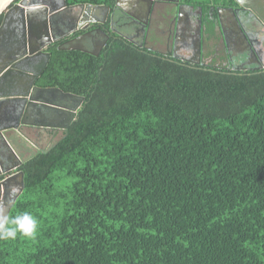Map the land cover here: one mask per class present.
I'll use <instances>...</instances> for the list:
<instances>
[{"label":"trees","instance_id":"16d2710c","mask_svg":"<svg viewBox=\"0 0 264 264\" xmlns=\"http://www.w3.org/2000/svg\"><path fill=\"white\" fill-rule=\"evenodd\" d=\"M108 35L99 55L49 49L37 85L84 101L20 164L8 216L30 212L39 228L0 241V264H264V67L221 70Z\"/></svg>","mask_w":264,"mask_h":264},{"label":"water","instance_id":"95a60500","mask_svg":"<svg viewBox=\"0 0 264 264\" xmlns=\"http://www.w3.org/2000/svg\"><path fill=\"white\" fill-rule=\"evenodd\" d=\"M16 1L0 0V18L2 17L0 24V138L5 141L10 150L9 155L3 154L0 157V164L9 163L10 154L20 160L3 135L4 131L14 130L22 140L27 141L26 136L19 131L20 123L29 126L68 129L84 101V97L65 93L60 89L53 90L60 92L63 96L79 99V105L74 108L59 106L43 102L42 99L31 96L32 88L44 72L51 57L50 53L45 51L48 44L67 38L77 30L88 29L91 24L106 23L109 16L113 18L118 10L124 11V5L132 7L138 13L142 10L145 11L147 8L146 15L148 17L141 22L146 25L148 24L147 19H149L150 10L157 0H114L113 6L106 3L83 2L81 0H21L19 3L13 4ZM172 2L181 6L185 1L181 3V0H172ZM185 4L192 8L195 7L194 4L188 2H185ZM198 6L199 8L204 7V5ZM208 6L211 7L212 14L205 18L204 23L207 26L215 22L214 25L218 28L219 36L225 35L222 25L224 16H230L238 27L242 21L246 22L254 18L264 24V0H233L232 5ZM70 9H77V11H74L71 19H64L63 13ZM100 11L103 16L99 15ZM128 11L126 9L124 12L139 21ZM84 24L86 27L83 26ZM48 31L49 34L51 32V37L47 35ZM58 32L62 34L60 37H56ZM102 33L106 38L109 37L108 33L104 31ZM42 34L53 40H42L45 37ZM198 36L197 51L200 54L202 52H212L215 37H209L206 40L207 37H202L201 30ZM231 37H234V35L231 34ZM221 38L227 43L226 37ZM39 58L43 60L34 68ZM24 84L29 85L26 93L14 91L18 86ZM37 119H39V122ZM15 120L17 121L16 124L12 123ZM22 162L20 160L18 164ZM18 164L9 169H16L15 167ZM16 178H20L21 189L14 198L12 205L23 191L24 173L20 171L0 180V193H2L5 191L7 184Z\"/></svg>","mask_w":264,"mask_h":264},{"label":"flooded vegetation","instance_id":"af4514ba","mask_svg":"<svg viewBox=\"0 0 264 264\" xmlns=\"http://www.w3.org/2000/svg\"><path fill=\"white\" fill-rule=\"evenodd\" d=\"M20 1L21 0H17L13 4H17ZM181 3L183 2L181 1ZM166 4L172 5L176 3L172 2V0H157L156 3H154L153 8L150 10L149 19H147L148 24L146 25L140 22L145 21V19L148 17L146 15L147 8L145 9V11L142 10L141 12L138 13L134 9H132V7L123 4L124 11L126 9L129 10L128 11L129 14L136 17L139 21L133 19L126 12L120 10V13L123 15V17L128 18L135 25L136 24L140 25L139 27L134 26L136 28L135 33L133 34L134 37L131 36L126 38L129 39L130 41L135 42L138 45H142L148 49L157 51L167 57H173V58L180 57L177 59L193 64L210 66L221 70L225 69L231 71L233 70L246 71L255 68L259 69V67L264 66V24L259 22L257 19L254 18L246 22L242 21V23H240L238 27L237 24H234L233 22L234 20L230 18V16L223 15L224 20L222 25L224 28L225 35L219 36L217 39V36L214 34L213 36L215 37L214 38L215 44L213 45L212 52H202L200 54L199 51H197L198 38L195 37V35L199 34V31L201 30L202 37H204L205 35L204 30H207V28L209 29L213 28V32L215 31L216 29L215 25L211 26L212 25L211 24L206 26L205 24H203L205 22V18H208V15L211 12L207 11V13L206 12L204 13V10L202 9L201 10L194 8L191 9L189 6L187 7L182 4L180 8V6L178 5L179 10H176L177 12L176 15L172 14L170 26L164 27V29L159 31L158 27L157 26L155 27L156 15L161 11L163 12L164 10L158 8V6L160 5L165 6ZM74 11H77V9L66 10L63 13L64 19H71ZM121 14L120 16H122ZM213 16H214V12H213ZM83 26L86 27L85 24ZM185 30L189 31L188 36H185L187 35L185 34L186 32ZM103 31L108 34L112 32V29H109L108 21H106V23L104 24H96V25L91 24L88 29L77 30L75 33L71 34L67 38H63L58 41H53L50 44H48L45 51L47 53H50L49 49L51 48V46L56 43H60L63 48L81 50L85 52L87 51L89 53L92 52L91 54L94 53V55L95 54L99 55V53H101L102 49L105 47L106 42L108 40V38L106 37L105 39L100 38V35L103 34L102 33ZM42 32H44V30H42ZM143 32L148 33V37H143ZM117 33L120 36L125 37L120 31H117ZM231 34L234 35V37H231ZM44 35L45 34H42V36ZM47 35L51 37V32L49 34L48 31ZM61 35L62 34L58 32L56 34V37H60ZM50 37H46L45 35V37L41 39L52 41L53 39ZM221 37H226L227 43L223 41ZM181 46H185L192 49V55L187 57L183 53L182 54L177 53V49H182ZM229 47L231 48L230 50ZM250 49L253 50L254 52L252 53ZM42 60L43 59L39 58L34 68H36ZM28 86H29L28 84L18 86L14 91L19 93H26ZM53 89H59V88L39 86L37 85L36 82V85L32 88L31 96L33 98L42 99L43 102H47L59 106L74 108L79 105L80 103L79 99L69 96H63L60 92L54 91ZM16 120L12 121V123L14 122L16 124L17 122ZM37 121L39 122V119H37ZM34 128L36 130L42 131L41 133L45 135L50 136V134L52 133V137L54 138L56 137L57 134H60L64 130L60 128L29 126L20 123L19 131L25 136H27L28 134L26 131H33ZM10 132L12 133L15 131L6 130L3 132V135L5 136V134H10ZM0 148H2L1 145ZM42 148L43 146L39 147V149ZM7 149L9 150V148ZM9 153H5V154H9ZM3 154H4L3 151L0 149V157ZM12 158L16 160L15 156L13 154L12 155L10 154L8 161L10 163L0 164V180L7 178L9 175L20 172V170L16 171L17 169L14 170L9 169L10 167L15 166V161H12ZM19 166L20 164H18V166L15 168H18ZM13 186H17L19 188V191L14 196L10 197V189ZM20 189H21L20 178H16L7 184L5 191L0 193V205L3 206L0 207V215H7L10 206L12 205L16 195L19 194Z\"/></svg>","mask_w":264,"mask_h":264},{"label":"crops","instance_id":"0c3cea01","mask_svg":"<svg viewBox=\"0 0 264 264\" xmlns=\"http://www.w3.org/2000/svg\"><path fill=\"white\" fill-rule=\"evenodd\" d=\"M181 1L184 2L185 0H181ZM185 2L187 3V1H185ZM185 2L182 5L187 6V4H185ZM208 5H214V4H206V5H204V7H200V8L197 5L194 7V9H199V10L202 9V10H204V13L205 12L207 13V11H208V12H211L210 14H212L211 7H209ZM158 8H161L164 10L163 12L161 11L160 13H158L157 14L158 16L156 15L155 27L157 26L158 30L160 31V30L164 29V27L170 26L172 14L176 15V13H177L176 10H179V7H178V4L176 3V4H172V5L166 4L165 6L160 5V6H158ZM180 8H181V6H180ZM190 8L193 9L192 7H190ZM183 9H184V7H183ZM120 14H121L120 10H118L117 14H115L113 16V18H111V16H109V18L107 19V21L109 23V29H112V32L116 33V34L119 33V32L117 33L116 31H120L125 37L133 36V34L135 33V29H136L134 26L139 27L140 25L133 24L131 22V20L123 17L122 14H121L122 16H120ZM99 15H102L101 11H100ZM214 23H212V26L214 25ZM203 24H205V23H203ZM208 29L209 28H207V30H204L205 31L204 36L207 37L206 40H208L209 37H214L213 36L214 34L217 37H219L217 27H216L214 32H213V28H210L209 30ZM185 31H186L185 34H187V35H185V34L184 35L188 36L189 31L188 30H185ZM102 35H100V38L105 39V36L104 35L102 36ZM143 37H148V33L143 32ZM195 37H199L198 34H196ZM181 47H182V49H177V53L182 54L180 51L187 49V47H185V46H181ZM30 132L34 133L35 138H31L30 136L27 135L26 136L27 141L22 140L20 138V136L17 135L15 132H12V133L10 132V134H5V138L8 140L10 145H11V142H10L11 140L14 142V147L16 148V155L19 157V159L21 161H24V160L28 159L29 157L33 156L34 154H36L37 151L39 150V147H42V145L44 143V137H43L44 134L41 133L42 131L36 130L34 128L33 131H30ZM36 134H38V135L36 136ZM9 135L11 136V138H8ZM0 145L2 147L0 149L3 151L4 154L9 153V150L7 149L8 146L5 144V142L2 138H0ZM20 160H17V159L15 160L12 158V161H15V165H17L18 161H20ZM4 164H6V163H4ZM16 169H17L16 171H18L19 167Z\"/></svg>","mask_w":264,"mask_h":264},{"label":"clouds","instance_id":"9594fccd","mask_svg":"<svg viewBox=\"0 0 264 264\" xmlns=\"http://www.w3.org/2000/svg\"><path fill=\"white\" fill-rule=\"evenodd\" d=\"M19 191L17 186L10 189V197ZM0 207H3L0 205ZM39 228L38 219L24 211L15 216L0 215V241H14L17 237L35 239Z\"/></svg>","mask_w":264,"mask_h":264},{"label":"rangeland","instance_id":"374dc122","mask_svg":"<svg viewBox=\"0 0 264 264\" xmlns=\"http://www.w3.org/2000/svg\"><path fill=\"white\" fill-rule=\"evenodd\" d=\"M180 52L183 53L187 57L192 55V49L188 50V48H187V49H184V50H182ZM26 132H27L28 136H30L31 138H35L34 133H32L30 131H26ZM36 136H37V134H36ZM43 137H44V143L42 145L43 147L46 146L47 141H48V143H47V145H48V144H50L52 139H56V138H54L52 136L45 135V134L43 135ZM8 138H11V136L9 135ZM10 142H11V145L10 144L9 145L11 146L12 150L16 153V148L14 147V142L12 140Z\"/></svg>","mask_w":264,"mask_h":264}]
</instances>
